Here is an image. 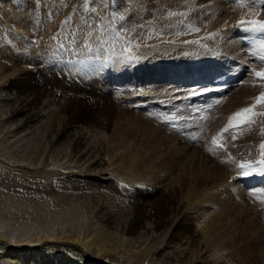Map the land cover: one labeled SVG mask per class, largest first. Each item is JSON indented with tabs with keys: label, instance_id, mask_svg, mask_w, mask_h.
I'll use <instances>...</instances> for the list:
<instances>
[{
	"label": "rangeland",
	"instance_id": "rangeland-1",
	"mask_svg": "<svg viewBox=\"0 0 264 264\" xmlns=\"http://www.w3.org/2000/svg\"><path fill=\"white\" fill-rule=\"evenodd\" d=\"M236 1L148 0L146 4L141 3V8L130 9L126 6L125 0H117V8L114 11L122 13L120 18L125 16L123 22L134 24L130 29L135 31L132 34L133 38L131 37L133 43H127L128 49L136 52L135 48H138V53L135 54L136 64H130L125 60L118 62L121 67L127 69L124 71H115L114 73L108 64L111 59L108 60L107 57L110 55H106V52L101 53L98 50H93V46H89L85 50L77 49L80 44L78 39L72 41L70 46L72 51H66V54L64 53L57 60L56 57L51 56L44 60L39 57L37 60L25 62V58L19 59L14 50L9 53L13 56L16 55L17 58L10 57L11 54L7 52L3 55L4 63H7H5L6 67L2 74L4 76L0 82V118L8 115L9 107L13 106L12 109L18 107L15 104L20 103V99H23L22 102L26 101L24 102L26 115L34 113L44 102L48 101L51 104V111L47 118L44 116L35 122L28 123L23 128L32 125H35L34 127L42 124L47 125L48 121L50 123L52 121L57 130L48 132L41 139L36 136L28 139L26 143L29 144H27L29 147L25 149L23 146L22 150L17 152L16 149L10 148L9 144H7L8 148L3 150V144L0 143V159H5V155L10 161L20 157L29 159L34 157L32 153L45 154V151L48 150L52 155L61 153L67 161L72 163L75 173L86 168V170H91L92 174L105 173L109 165L108 160L111 158L120 161L123 165L131 162L138 163L139 167L144 171L147 170L154 179V183L143 187L144 194L146 196L154 195L157 198L173 196V215H175L176 207L182 214L177 219V223L169 228V238L165 241L166 243L164 242L162 252H159V256L164 257L165 264H181L182 254L175 251L177 246L182 248L190 246L188 247V256L190 260L196 261L195 264H264V225L261 226L260 223L264 217L259 216L255 210L251 212L245 210L242 201L248 197V194L232 198L225 188L217 186L213 202L210 203L201 191L204 186H212L215 177L228 184L226 176L239 160H242L241 162L254 160L255 152L248 149L243 142L246 132L244 134L234 132L228 120L221 115L222 112L218 111L221 106L216 110L218 112L214 113L212 121L205 124L206 126L191 124L198 128V131L193 129V133L200 136L199 144L190 140L189 133L186 132V136L183 133H177L179 130L177 131L175 123L178 114L174 110L178 109L179 97L190 95L188 82L193 83L196 79H202L207 72L225 68L229 59L249 61V55L231 25L234 26L236 21L251 20L250 17L246 18L238 13V10L243 9L244 13L254 12V16L264 13V1ZM259 3L262 5L259 6ZM255 6L259 8L257 9ZM257 10L260 11L257 12ZM229 15L233 16V20L218 29L213 35L216 40L209 36V45L205 48H197L198 44L202 42L194 40L198 37L199 32L195 31L192 34L195 36L194 38L190 36L191 32L195 28H201L200 31L206 34L212 28L211 22L219 23L221 20L229 18ZM260 16L258 20L262 21L264 14ZM156 18L157 22L160 21L163 25L170 26V34L168 31L165 32L167 38L171 37L170 44L160 43L157 45L155 39L150 36L151 30H148V27L156 22ZM242 27L246 28L250 25ZM177 33L182 34L177 35ZM41 36L47 42L50 39L45 28H41ZM177 37L182 40L177 41ZM39 38H35V40ZM170 40H173L172 42L175 44ZM185 41L193 43H185ZM136 42H140L141 45ZM133 45L135 47H132ZM27 47L26 52L30 53L36 46L29 44ZM185 48L188 50L185 51ZM116 51L115 55L116 53L121 54L124 48ZM47 59L51 60V63L56 61L58 66L51 65L48 63L49 61H46ZM217 65L219 66L216 67ZM250 65L252 69H257V72L264 69L262 65L255 63ZM194 77L196 79H193ZM246 80H249L246 83L249 91L261 82L252 70L243 79L244 83ZM242 84L239 87H230L223 99V101L227 98L233 101L238 99L235 101L234 110L239 107L244 98L237 91L240 86L242 87ZM9 96L14 105L8 103ZM218 113L219 120L218 117H215ZM166 119L173 122L172 127L167 124ZM181 119L183 123L188 122L185 118ZM217 123L220 128H215ZM10 124V122L6 124L5 120L3 123L0 121V142L4 140L5 133L8 131L7 125ZM203 126H205L204 131L201 130ZM225 129L228 130L225 131ZM181 131L184 132L183 128ZM217 132L220 134V140L224 147L219 145L216 140L215 143L213 142ZM146 135L148 138L152 137L151 140L150 138L148 140ZM234 137V143H230ZM254 139L255 135L251 137V140ZM40 141L38 147L36 143ZM147 141L149 144L145 143ZM259 141L253 142L258 143ZM45 145L49 149H46ZM158 145L162 146L160 147L161 151H159ZM225 147L229 159L226 166L217 161V157L223 154V151L218 153V150ZM169 159L170 162H168ZM184 162L188 163L186 170L181 169ZM255 162L257 161L254 160L251 163ZM91 165L92 169H90ZM227 165H230V169ZM208 166H211L210 170H205L209 168ZM209 172H214L216 175L212 177ZM84 178L88 181L79 182L69 179L66 185L68 190L72 186V194L76 203L81 204L89 214L99 211L102 207H111L118 211V221L123 218H131L129 213L124 212L128 207L130 209L131 202L126 192L104 179L95 181L98 176H95L93 180L89 177ZM231 178L233 179V177ZM1 185L5 186L6 184L4 175L0 174V187ZM240 186L239 188L244 190ZM182 187L187 190L186 193L181 194ZM7 192L12 195H8L11 198L0 193V199L9 198L17 204L22 202L20 205L22 213L26 214L28 218H31L29 211L32 205H46L45 202L44 204L42 200L38 199L39 197L35 199L20 188L16 187L7 190ZM7 192L6 194H8ZM253 201L257 204L256 200ZM71 206L72 204L66 201L62 202L60 206L46 205L45 207H49V210H44L43 213L45 211L56 213L59 216V221L64 220L67 225H72L77 219L76 214H80V210L78 207ZM18 211V206L11 208V212ZM201 211L209 212L202 222L220 221L218 223L220 232H214L206 238L201 230L194 224H190L192 216ZM149 222L153 225L156 221L154 218H150ZM115 227L116 225L112 222L103 223V228H106L107 232L115 231ZM164 230L161 229L160 232H164ZM132 236L135 235L132 234ZM2 249L1 247L0 250ZM13 252L15 253V251ZM3 258L4 256L0 253V263ZM66 260L67 257L57 256L55 263H77L73 260ZM89 260L94 261V259Z\"/></svg>",
	"mask_w": 264,
	"mask_h": 264
},
{
	"label": "bare ground",
	"instance_id": "bare-ground-1",
	"mask_svg": "<svg viewBox=\"0 0 264 264\" xmlns=\"http://www.w3.org/2000/svg\"><path fill=\"white\" fill-rule=\"evenodd\" d=\"M116 1L0 0V82L4 76H2V74L4 73V68L6 67L5 63H7H4L3 55L7 52L9 53L14 50V53L17 54L19 59L25 58V62L37 60L39 57L44 60L45 58L51 56L56 57L57 60L58 58H61L66 51H72L70 46L72 45V41L74 39H78L80 41L77 49L85 50L89 46H93V50H98L101 53L106 52V55H110L111 57H107L108 60L109 58L111 59L108 61V64H110L114 73L115 71L127 70L126 68L121 67L118 62L125 60L130 64H136L135 62H137V59H133L132 62V60L127 59V56L131 55L136 57L135 54L138 53V48H135L136 52L126 51L125 53V51H123L121 54L116 53L115 55L116 50L120 51L122 48L128 49L127 43H133L132 34L135 32L130 30L134 24L123 22L125 16H121L120 18V14L122 13L120 11H114L117 8ZM147 1L148 0H125L126 6L130 9L141 8V3L146 4ZM261 3H259V6ZM236 5L240 7L238 3H236ZM255 8L258 9L259 7L255 6ZM242 10H238V13H241L246 18L250 17L251 20H253V17L256 19L257 15L254 16V12H249L247 10L249 13H244L245 11ZM234 11L236 12L235 8ZM259 11L257 10V12ZM261 14L263 16L264 13ZM229 16L230 19L225 18L219 23H215L216 21L211 23L209 22L212 27L211 30H209L206 34L199 31L196 39L194 38L195 36L192 35L195 33L193 30L190 36L194 38V40L202 41L198 44L197 48H205L204 45L208 46L209 36H212V38L216 40L213 35L218 31V29L226 26L233 20V16ZM259 16L257 17L259 18ZM65 21H67V23H65ZM262 21H264V19ZM41 28H45L48 31L50 35L48 42L44 40L42 36L40 37ZM170 29V26L163 25L160 21L157 22V18L156 22L148 27V30H151L150 36L155 39L157 45L160 43H169V39H171V37L167 38L165 32L168 31L169 33ZM247 32L248 31H245L244 27H242L241 34L237 35L240 38L242 46L246 49V52L249 55V61L243 62V60L239 61V59H229L225 68H220L218 71L210 72H222L224 76L227 75L226 77L234 75L238 76L240 84H238L237 87H239L242 83L244 84H242V87L240 86L237 90L240 92V95L244 97L240 102L239 107L234 110L235 101L238 99L233 101L232 99L227 98V100L225 99L223 101L226 91H229L228 89L230 87L235 86L230 85L229 88L223 92L224 97L221 98L220 101L225 104H222L223 106L220 105L221 107L219 106L220 109L218 111L222 112L221 115L228 120L230 127L234 129L235 133L244 134L246 132L243 136V142L248 149L255 152L254 160L257 162L252 163V165L254 167H259L258 161L264 158L262 157L264 149H261L260 147V145L264 143V104H257V98L261 95V93H264V79L259 78V81L261 82H259L257 86H253L250 91L246 85L249 80H246L244 83L243 79L251 72V63L264 66V59H262V57H264V51H260L259 53L255 52V46L251 41V35L247 36ZM35 38L39 39L35 40ZM176 40L181 41L182 38L177 37ZM172 41L170 40L171 43H173ZM105 42L106 44H104ZM136 43L141 45L140 42ZM29 44L36 47H34L33 52L28 50L30 53H27L26 48H28L27 45ZM61 45L64 47L61 48ZM132 47L135 46L133 45ZM184 50L187 51L188 49L185 48ZM11 56L17 58L16 55L13 56L11 54L10 57ZM139 58L141 59L142 56ZM46 61H49L48 63L52 62L49 59ZM55 62L51 63V65L58 66V63ZM218 66L219 65L216 67ZM210 72H207L205 76L208 74L210 75ZM193 79L196 78L194 77ZM201 83H203L202 79H196L193 83L188 82V85L190 86L188 88L190 89V95H188V97H183V100L179 99L180 101L177 102L178 109H176L177 111L174 110L178 115L179 113L182 114L181 117L183 118L185 115H189V117H185V119L188 120L189 125L196 124L197 126L199 124L200 126L203 124L198 119L197 114L193 110L188 109L186 104V101H192L191 90ZM88 84L91 85L89 82ZM205 84H207V82ZM209 86L210 85L205 87L203 86L202 88H199V90L204 91L206 89H210ZM237 95L239 96V94ZM22 100L20 99V103L15 104L18 107L13 109L11 108L13 106L9 107L10 112H8V115H4V117L0 118L1 123H3L4 120L6 124L7 122L11 123L9 126L7 125L8 131L5 133L4 140L0 142L1 145L3 144V150L8 148L7 144L10 145V148L16 149V152L22 150L23 146L26 149L29 147L27 146L28 143H26L28 139L33 138L34 136L41 139L42 137H45L48 132L50 133L56 129L52 121L51 123L48 121L47 125L42 124L41 126L36 127H34L35 125H32L28 128H23L32 121L35 122L44 116L47 118L50 114L49 112L51 111V104L46 101L38 108V110H35L34 113H27L26 115L24 111L26 108L24 102L26 101L22 102ZM8 103H10V105L13 104L10 101V96ZM253 105H256L254 111L257 115L252 117V122L240 124L239 121L232 120L233 116L241 109L252 107ZM218 115L219 113L215 115V117H218ZM217 119L219 120V117ZM230 122L231 124H236L237 126H231ZM249 124L251 125L247 127ZM10 127L11 130H9ZM216 127L220 128L218 123L215 128ZM194 128L198 131L197 127ZM253 135H255V139L251 140ZM149 138L147 137L148 140ZM214 139L219 145H222L219 132H217ZM234 139L235 137L230 143H234ZM255 140L260 141L258 143H254L253 141ZM40 143L41 141L36 143V145L39 147ZM145 143H148V141ZM233 146L235 145L233 144ZM44 147L46 148V145ZM160 147L162 146H159V151H161ZM46 149H49V147ZM159 151L157 150V152ZM221 151H223V154L217 157V161H220L226 166L229 162L226 147L218 150V153H221ZM32 155L34 156L33 158L26 159L20 157L19 159L15 158L16 160L14 161L7 159L6 155L5 159H0V174L4 175L6 184L5 186L1 185L0 193L8 196L10 194L7 190H12L17 187L29 193L30 196L32 195L35 199L39 197L38 199L42 200V203L45 202L47 206H60L62 205V202H69L72 206L76 208L78 207L80 214H76L77 219L74 220L75 222L72 225H67L66 221H59L58 214H52L49 211H45V213H43L44 210L49 208L45 207L46 205L37 206L34 204V206L32 205L30 207V211L28 210L30 212L29 217L31 216V218H28L26 214L22 213V209L20 207L22 202L21 204L14 203L15 201L10 200L9 198L11 197L9 196V198H5L4 200L0 199V246L3 248L0 250V253L4 256L0 264H56L55 259L57 256L67 257L68 261H76V264H165L163 262L164 257L159 256V252L164 247V242L169 238V228L177 223V219L182 214L179 213L176 207L175 215H173V196L169 195V197L163 196L162 198H157L154 197V195L146 196L144 194L145 192L142 191L144 190L143 187L147 184L150 185L154 183L152 175L149 174L147 170L144 171L141 169L138 163L131 162L123 165L120 161L113 160V158H111L108 160L109 165L105 173L92 174L93 172L91 170H86V168L85 170L77 171L75 173L72 163L67 161L61 153L52 155L50 151L46 150L45 154L35 152L32 153ZM170 159L172 160V158ZM170 159L168 162L171 161ZM254 160L251 159L250 162H254ZM241 161L239 160L233 169H230V165L234 164L227 165L230 169L229 174L226 176L228 184L224 183L222 179L215 177L213 185L204 186L201 191L203 192L204 197L209 199L210 203L213 202L214 193L217 192V186L225 188L232 198H239L248 194V197L246 199L244 198L242 201L245 210L248 212L255 210L259 216L264 217V190H261L260 188V190L257 189L254 191H248V176L241 175L242 170L238 167ZM248 162L249 161H244V163ZM187 165L188 163L184 162L181 169L186 170ZM210 168L211 166L204 169L210 170ZM90 169H92V165L90 166ZM209 173L212 177L216 175L214 172ZM95 176H98L95 181H101L104 179L108 182H112L115 187L117 186L119 189L121 188V191L127 193L128 199L131 200L130 205L128 204L130 209L128 207L124 210V212L129 213L131 218H123L121 221H118V211L111 207H102L99 211L89 214L87 210L81 206V204L74 201L72 186H70L69 190L66 189L68 180L74 179L79 182H85L88 180L84 177H89L93 180ZM231 177H233V180L230 182ZM232 182L233 184H231ZM242 183L247 185L246 189L242 186ZM239 186L245 191L241 190ZM180 190L181 194L186 193L187 191L184 187ZM6 192L8 194H6ZM175 193L177 192L175 191ZM248 198L249 200L251 199V201L256 200L259 205L255 202L251 205V201H249ZM23 204L25 205V203ZM15 206H18L19 211L11 212V208ZM260 206H262V208H260ZM208 213L202 211L196 212L192 216V222L190 223L191 225L194 224L199 230H201L206 238L211 236L214 232L221 231L218 227V223L220 222L218 220H214L212 222H202ZM150 218H154L156 221L153 225L149 222ZM106 221L112 222L116 225L115 231L107 232L106 228H103V223ZM260 223L261 226L264 225L263 218ZM161 229H165L164 232H160ZM199 230L198 232H200ZM132 234L135 236L133 237ZM188 247L190 246H184L183 248L177 246L175 249V251L177 250V253L182 254L181 264L196 263L195 260H190L188 256ZM13 251H15V253ZM89 259H94V261L92 262Z\"/></svg>",
	"mask_w": 264,
	"mask_h": 264
},
{
	"label": "snow or ice",
	"instance_id": "snow-or-ice-1",
	"mask_svg": "<svg viewBox=\"0 0 264 264\" xmlns=\"http://www.w3.org/2000/svg\"><path fill=\"white\" fill-rule=\"evenodd\" d=\"M172 15H175V13H172ZM67 23V21H65ZM244 25H250V27L244 28L245 31H251L254 33H264V21L254 19V20H241L239 21V26H244ZM194 31L199 32V28H195ZM182 33H177V35H181ZM185 43H193L192 41H185ZM207 47V45H204ZM64 46L61 45V48ZM261 47L264 48V44H261ZM124 51H130V49H124ZM128 60H133L137 59V57L134 56H127ZM264 59V57H262ZM252 72L254 75L260 79H264V69L261 71L257 72L255 69H252ZM257 104H264V93H261V95L257 98ZM256 105H253L252 107L248 108H243L239 112H237L232 120L233 121H239L240 124H247L252 122V117L257 115V113L254 111ZM231 124V122H230ZM231 126H237L236 124H231ZM228 129H225L227 131ZM215 143V139L213 140ZM222 146V145H221ZM261 149H264V143L260 145ZM262 157H264V152H262ZM259 167H254L251 162L244 163L241 162L238 167L242 170L241 175L243 176H251L253 175L254 172H259L260 175H264V158H262L260 161H258Z\"/></svg>",
	"mask_w": 264,
	"mask_h": 264
}]
</instances>
